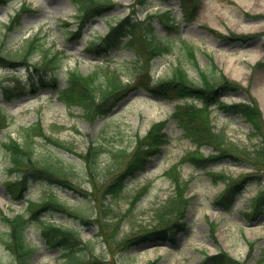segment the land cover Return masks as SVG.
Wrapping results in <instances>:
<instances>
[{"label":"rangeland","instance_id":"374dc122","mask_svg":"<svg viewBox=\"0 0 264 264\" xmlns=\"http://www.w3.org/2000/svg\"><path fill=\"white\" fill-rule=\"evenodd\" d=\"M133 1L111 0L110 10L85 18L79 24L78 11L70 0H0V57L14 58L24 51L26 40L34 37L44 43L43 53L31 55L27 65L10 67L0 62V105L13 121V125L0 129V138L9 135L21 143L15 127L38 122L46 136L74 148L70 152L47 141L36 142L35 158L52 155L69 168L71 188H58L43 178L28 176L26 189L17 198L6 187L14 176L8 178L7 160L0 154V237L7 230L1 216L22 213L30 219L24 233L28 247L33 250L28 264H67L63 249L49 246L42 237L41 230L48 223L79 232L81 240L88 243L86 248L75 251L83 264H199L205 255L218 252H226L245 264H259L264 258V204L255 213V219L245 213L251 212L252 199L264 191V161L254 170L244 157L222 158L205 168L181 164L183 156L194 149L182 126L171 117L181 100L156 97L147 87L167 79L177 66L196 85L202 83V75L212 80L214 74L237 82L242 89L222 93L220 97V104L227 108L211 103V125L231 148L242 149L246 157H251L261 143L259 133L253 135L250 123L235 106L229 107L254 102L263 122L260 133H264V0H151L146 11L132 7ZM22 4L29 8L19 9ZM168 9H172L178 30H167L156 18V14ZM13 17H17L16 22L7 27ZM123 17L148 20L160 37L170 38V52L152 56L148 49H142L137 65L146 70H133L136 71L133 77L126 66L133 68L130 62L135 60L137 50L131 44L136 43V30H132V37H123L108 56H93L86 48ZM62 19L68 22L69 31H76L75 38L69 39L62 33L59 24ZM182 42L194 49L195 65L181 56ZM54 52H61L57 70L33 68L42 65L44 53ZM108 66L121 72L125 84L137 83V87L122 95L105 117H90L77 106H64L57 91L48 86H39L35 93L28 92L30 75L36 78L42 74L48 81L54 78V83L62 88L68 72L98 75ZM164 120L167 141L160 151L142 172L125 181L118 195L105 193L125 168L135 138L143 137L151 124ZM91 142L100 155L97 167L90 170L80 154L87 152ZM210 152V146L201 148L203 156ZM173 166L179 177L187 181L182 195L188 207L182 219L174 213L169 218L178 217L179 223L185 225L184 230L176 235L173 244L145 241L124 247L125 240L158 225L156 212L173 194V183L166 174ZM251 172L257 180L243 189L230 210L224 211L215 203L224 188L218 176L237 180ZM211 173L216 174L213 179ZM50 194L71 207L74 218L47 210L37 219L28 211L27 202L38 206ZM104 208L109 209L108 215ZM15 262L14 255L0 241V264Z\"/></svg>","mask_w":264,"mask_h":264},{"label":"trees","instance_id":"16d2710c","mask_svg":"<svg viewBox=\"0 0 264 264\" xmlns=\"http://www.w3.org/2000/svg\"><path fill=\"white\" fill-rule=\"evenodd\" d=\"M70 1L75 5L78 11L76 18L79 22H83L85 18L88 19L100 16L111 9V0ZM151 2V0H134V5L131 6L140 7L145 10ZM22 9H27V7L23 6ZM146 16L149 17L148 14ZM156 18L159 24L164 28L166 27L167 30L178 29L173 23L174 18L170 11L158 13L156 14ZM16 20L17 17H13L9 25L15 23ZM59 24L62 27V33L66 37L69 39L76 37V31L68 30L69 24L67 21L61 20ZM132 30L137 31L135 36L136 43L132 42L133 44H131L137 51L135 60L130 62L133 68L127 65L126 69L129 75L133 77L136 75V71L133 72V70L143 69L137 65L143 48L148 49L152 56L161 55L166 51L170 52V38L168 36L165 38L160 37L156 32L155 26L148 22V20L141 21L136 18L131 20L130 17H123L114 24L109 25L107 31L96 41L89 42L86 48L93 56H108L112 50L118 48L119 41L123 37H132ZM43 46V41L38 37H34L26 41L24 51L16 54L15 57L11 59L0 57V62L10 67L24 65L31 55L43 53ZM44 55L45 59L42 61V65L33 66L35 69L42 67L43 69L54 72L60 67V52H54L52 55L44 53ZM181 56L187 57L194 65L196 64L193 48L185 42H183ZM144 70H146V68L142 71ZM66 74H68L67 83L66 86L60 88L58 92L59 100L67 107H80L83 113L90 117H104L108 115L122 95L128 94V92L137 87V83L132 86L123 83L121 72L109 66L106 71H101L98 75L96 74L97 76L94 73L83 75L76 70ZM29 82L30 92H35L39 86H56L54 78L47 82L42 74L36 79L30 75ZM147 88L148 92L156 97L166 100H173L175 98H180L182 100L181 103L175 106L172 118L176 119L182 126L185 134L194 146V149L188 151L183 156V160L180 162L181 164L188 163L196 168H205L210 165L211 162L220 161L222 158L236 159L244 157L247 159L251 170L258 169L259 166L262 165L264 161V133L262 134L260 131L263 122L260 120L254 102L240 103L229 107L233 109L235 106L237 112L250 123L253 135L258 136L259 133L261 143L253 150L254 153H252L251 157H246L242 149L235 150L231 148V144H227V141H224L219 133L213 130L211 125V103H217L220 107L227 108L228 106L220 104V97L222 93H231L242 89L237 82L229 80L223 75L214 74L212 80H208L202 75V83L196 85L188 78L183 68L177 66L167 79L158 81ZM248 98L250 99L249 96ZM186 99H189V101H186ZM194 101L200 105H196ZM165 123V121H159L151 124L143 137L135 138V143L125 168L115 176L109 187L105 190V193L108 195H118L123 190L124 183L127 179L132 178L136 173L145 169L151 157L158 153L167 141L166 135L163 132ZM10 125H13L12 117L8 116L0 105V129H4ZM15 130L18 137L21 139V143L10 136L0 138V154L7 160L9 175H15L13 180H9L6 183V187L9 189L11 195L13 194L17 198L18 193L20 195L21 192L26 189L28 176L43 178L58 188L70 189L71 175L69 174V168L66 165H62L63 163L52 155L42 154V156L35 158V143L39 142V140H44L52 146L70 152L74 151L73 148L57 139L46 136L38 122L29 126L15 127ZM206 145L211 147L212 152L207 156H203L201 148ZM118 152L122 155H126L124 151ZM99 153L98 147L90 144L84 156L80 154V156H83L85 161L84 164L88 169L91 170L97 167ZM166 174L173 183V194L170 196L169 200L166 201L167 204L162 205L156 212V221H158V225L153 229L142 230L134 238L125 240L122 244L124 247H130L132 243H137V245H139L145 241H151L153 243L162 241L173 244L176 235L184 229V224H180L179 221L183 218L186 207H188V203L182 195V191L187 186V181L179 177L176 166L171 167ZM215 175L216 174H210L212 179ZM218 177L222 179L224 189L217 196L215 203L220 205L224 210H229L234 204L236 197L241 195V190L248 183L256 180L255 174L252 172L241 176L237 180L225 179L223 175ZM215 181L217 182V180ZM263 204L264 191H260L257 196L252 199L251 212L245 213V216L255 219V213L260 212ZM27 207L28 211H30L34 217L38 218L42 215L40 214L42 211L47 210H53L74 217L72 209L58 201L52 194L42 200L38 206H35L32 202H28ZM104 209L106 210L105 214L108 215L109 209ZM172 213L178 214L180 219H178V217L169 218ZM29 221L30 219L27 218L25 214H17L13 217L1 216V222L5 225L7 230L3 233L4 236L0 237V241L6 250L14 255L16 264H28L33 254V250L28 247L26 237L24 236ZM41 234L44 241L49 246H60L65 249V254L68 258L67 263L81 264V260L75 259V251L86 247L87 243L81 241L76 230L58 227L49 223L44 225ZM249 245L250 249H252V244ZM263 262L264 258L259 261V264ZM199 264L245 263L244 260L238 261L232 258L226 252H218L215 255L205 256Z\"/></svg>","mask_w":264,"mask_h":264}]
</instances>
